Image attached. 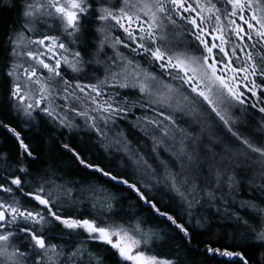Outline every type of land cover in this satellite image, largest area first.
<instances>
[{
    "label": "snow or ice",
    "instance_id": "snow-or-ice-1",
    "mask_svg": "<svg viewBox=\"0 0 264 264\" xmlns=\"http://www.w3.org/2000/svg\"><path fill=\"white\" fill-rule=\"evenodd\" d=\"M0 264H264V0H0Z\"/></svg>",
    "mask_w": 264,
    "mask_h": 264
},
{
    "label": "trees",
    "instance_id": "trees-1",
    "mask_svg": "<svg viewBox=\"0 0 264 264\" xmlns=\"http://www.w3.org/2000/svg\"><path fill=\"white\" fill-rule=\"evenodd\" d=\"M13 14L12 13H8V12H4V13H0V17H11Z\"/></svg>",
    "mask_w": 264,
    "mask_h": 264
}]
</instances>
